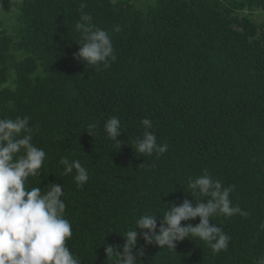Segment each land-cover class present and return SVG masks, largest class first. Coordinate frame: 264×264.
<instances>
[{"label":"trees","instance_id":"16d2710c","mask_svg":"<svg viewBox=\"0 0 264 264\" xmlns=\"http://www.w3.org/2000/svg\"><path fill=\"white\" fill-rule=\"evenodd\" d=\"M115 1L0 0V118L29 117L46 153L26 186L63 184L68 247L82 264H112L104 245L122 246L143 214L159 224L169 205L195 203L188 184L206 170L234 186L232 204L248 212L211 218L232 237L227 250L190 237L172 251L138 238V264H254L264 256V24L253 13L264 0ZM81 3L112 36L117 59L107 69L73 59ZM112 116L121 148L104 131ZM144 118L168 145L159 157L132 143ZM61 157L81 161L86 184L63 175Z\"/></svg>","mask_w":264,"mask_h":264},{"label":"clouds","instance_id":"9594fccd","mask_svg":"<svg viewBox=\"0 0 264 264\" xmlns=\"http://www.w3.org/2000/svg\"><path fill=\"white\" fill-rule=\"evenodd\" d=\"M86 3L80 4V16L75 29L80 34L79 50L73 59L88 67L107 69L117 59L109 31L97 27L93 17L85 12ZM114 31L119 32V26ZM144 132L133 140L138 153L157 157L168 150V145L157 143V137L148 118L141 120ZM97 124L89 125L96 129ZM107 138L122 146L117 138L123 133L118 117L112 116L103 125ZM92 136L91 131H87ZM34 129L27 116L0 118V264H82L70 250L67 241L73 236L70 221L65 218L66 204L63 184L51 183L46 192L40 187L28 188L30 177H39L46 159L43 148L33 143ZM63 175L74 173V181L82 187L89 179L88 169L79 159L61 157ZM142 166V165H141ZM195 203L185 198L179 205L173 203L157 220V214L141 215L136 226L122 236V246L104 245L105 254L112 264H138L145 256V247L138 248V238L145 245L167 247L175 251L178 242L198 238L213 252L227 250L232 237L223 228L211 222L214 216L247 217L248 212L230 199L233 187H224L219 179L205 172L190 179L188 184ZM200 195L206 199L197 202ZM199 218V223H187ZM182 222H185L182 224ZM264 228V225H261ZM139 230V231H138ZM190 241V240H189ZM264 264V256L254 261Z\"/></svg>","mask_w":264,"mask_h":264},{"label":"rangeland","instance_id":"374dc122","mask_svg":"<svg viewBox=\"0 0 264 264\" xmlns=\"http://www.w3.org/2000/svg\"><path fill=\"white\" fill-rule=\"evenodd\" d=\"M116 2L115 0H113ZM150 0H134L133 4H135L140 9H146L149 5ZM253 17L255 21L259 24H264V11L257 10L253 13Z\"/></svg>","mask_w":264,"mask_h":264}]
</instances>
